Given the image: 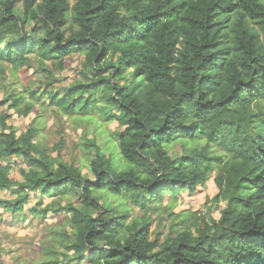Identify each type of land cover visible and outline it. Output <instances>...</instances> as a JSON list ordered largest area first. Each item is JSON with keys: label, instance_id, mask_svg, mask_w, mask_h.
Returning <instances> with one entry per match:
<instances>
[{"label": "trees", "instance_id": "trees-1", "mask_svg": "<svg viewBox=\"0 0 264 264\" xmlns=\"http://www.w3.org/2000/svg\"><path fill=\"white\" fill-rule=\"evenodd\" d=\"M74 54L87 80L57 88ZM34 60L43 78L33 89ZM0 62L21 78L0 106L26 116L47 101L81 119L106 111L123 127L112 138L127 165L91 143L89 179L54 163L38 128L17 134L0 111V190L14 196L0 200L4 212L14 218L37 192L80 199L65 207L74 259L86 264H264V0H0ZM175 143L183 154L173 157ZM11 157L26 166L20 181L3 164ZM215 168L213 201L224 207L194 232L150 239L148 220L127 221L109 198L148 208L195 192Z\"/></svg>", "mask_w": 264, "mask_h": 264}, {"label": "rangeland", "instance_id": "rangeland-1", "mask_svg": "<svg viewBox=\"0 0 264 264\" xmlns=\"http://www.w3.org/2000/svg\"><path fill=\"white\" fill-rule=\"evenodd\" d=\"M18 4L20 6V2ZM34 26L32 23L27 28L32 29ZM82 59L83 56L78 54L66 58L64 69L55 72L57 88L63 89L80 79L87 80L81 72ZM34 65L28 73L33 89L36 88L35 79L43 78L36 74L38 72L35 60ZM20 80L19 73L14 74L9 64L0 62V100L7 96L9 90L15 88L19 90L16 82ZM47 103L45 101L46 106L41 107L40 101L35 102L32 111L26 116L15 114L14 109L8 108V103L0 106V111L8 112L9 122L17 134L25 132L31 124L38 128L36 138L46 148L53 162L62 161L69 165L81 166L82 173L89 179H93V176L89 174L85 165L89 164L90 158L94 155L92 148L88 147L91 143L100 146L105 155H110L114 164H119L121 168L127 166L114 146L112 138V134L121 132L123 127L112 117L108 118L109 113L104 114L106 111L99 109L81 119L78 116L69 117L55 113ZM101 107L102 105H99V108ZM39 108L43 110L40 111ZM39 114L42 116L37 117ZM169 152L173 157L182 155L183 146L181 143L172 144ZM3 164L9 165V177L13 182L22 180L20 168L26 166L21 158L11 157ZM217 171V168L211 171L195 192H184L171 200L167 194L161 202H153L148 208H140L123 196L112 195L109 198L113 204L123 207L128 213L127 221L147 219L150 239L163 240L167 236H175L182 230L193 231L194 224L200 222L203 216L207 220L209 216L219 218L224 203L213 201L217 191L214 182ZM12 198L14 196L11 189L0 190V200ZM79 200L74 196H44L37 192L30 195L23 211L14 218L0 208V264H86L74 259L76 255L70 244L75 231L70 224L71 213L65 207L68 203L78 206ZM47 205L59 206V209L57 211L49 209L45 217H38L33 213V210L38 212Z\"/></svg>", "mask_w": 264, "mask_h": 264}]
</instances>
